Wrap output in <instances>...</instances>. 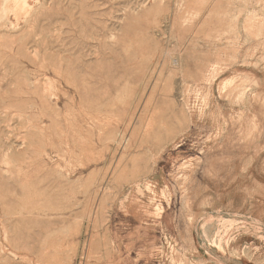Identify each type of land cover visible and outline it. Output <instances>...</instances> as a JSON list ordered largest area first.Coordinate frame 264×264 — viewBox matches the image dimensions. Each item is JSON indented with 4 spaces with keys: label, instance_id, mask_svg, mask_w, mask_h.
Wrapping results in <instances>:
<instances>
[{
    "label": "rangeland",
    "instance_id": "obj_1",
    "mask_svg": "<svg viewBox=\"0 0 264 264\" xmlns=\"http://www.w3.org/2000/svg\"><path fill=\"white\" fill-rule=\"evenodd\" d=\"M261 246L264 0H0V264Z\"/></svg>",
    "mask_w": 264,
    "mask_h": 264
},
{
    "label": "crops",
    "instance_id": "obj_2",
    "mask_svg": "<svg viewBox=\"0 0 264 264\" xmlns=\"http://www.w3.org/2000/svg\"><path fill=\"white\" fill-rule=\"evenodd\" d=\"M216 264H264V246L257 247L255 253L250 252L245 256L225 258L223 261Z\"/></svg>",
    "mask_w": 264,
    "mask_h": 264
},
{
    "label": "bare ground",
    "instance_id": "obj_3",
    "mask_svg": "<svg viewBox=\"0 0 264 264\" xmlns=\"http://www.w3.org/2000/svg\"><path fill=\"white\" fill-rule=\"evenodd\" d=\"M22 4H23V7L25 8L28 5V0H22Z\"/></svg>",
    "mask_w": 264,
    "mask_h": 264
}]
</instances>
